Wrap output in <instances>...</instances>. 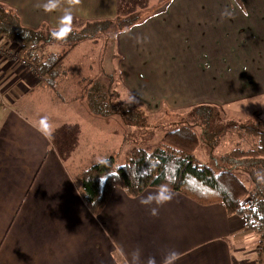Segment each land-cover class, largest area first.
<instances>
[{"label":"crops","instance_id":"1","mask_svg":"<svg viewBox=\"0 0 264 264\" xmlns=\"http://www.w3.org/2000/svg\"><path fill=\"white\" fill-rule=\"evenodd\" d=\"M33 1L37 10L46 9L42 0L29 3ZM11 2L0 0L33 30L73 29L75 24L115 21L122 16L118 0L115 17L102 15L94 20L78 15L82 11L56 7L57 0L51 4L55 14L27 19ZM155 3L142 9H147L146 13L131 14L138 16L137 25L116 40L123 86L143 117L144 112L150 119L165 111L188 116L197 108L220 114L223 107L264 97V0H240L237 6L232 0ZM109 37L102 33L80 42L56 74L57 102L88 124L101 118L117 121L122 115L97 116L88 106L90 112L85 116L81 106L88 100L79 94L75 99L66 98L67 102L62 100L64 83L70 81L66 71L69 68L88 77L85 72L101 73L103 68H111L117 57L106 43ZM104 39L105 48L100 42ZM1 45L19 48L4 37H0ZM249 46L256 48V60L242 50ZM45 50L56 60L65 47L48 44ZM39 82L37 74L0 56V264H148L149 259L165 264L172 251L178 253L173 264L264 261V251L258 249L256 235L246 231V221L229 216L221 203L204 206L166 190L149 189L132 196L115 189L104 211L93 215L83 200L78 179L82 171L117 152L115 145L120 149L127 139H117L116 143L113 131H105L101 134L104 140L96 134L98 142L75 140L70 165L61 156L60 138L57 144L54 135L33 125V121L50 117L37 113L35 107L44 104L33 100L36 91L47 87ZM78 130L77 134L86 138L81 127ZM100 142L102 148H98ZM150 197L149 203L141 202Z\"/></svg>","mask_w":264,"mask_h":264},{"label":"trees","instance_id":"2","mask_svg":"<svg viewBox=\"0 0 264 264\" xmlns=\"http://www.w3.org/2000/svg\"><path fill=\"white\" fill-rule=\"evenodd\" d=\"M160 1L166 5L173 0ZM136 18L137 15H131L120 16L115 21L88 22L79 30H49L45 27L33 30L22 24L15 10L0 4V37L18 44L21 57L33 65L40 77L39 83H45L50 90L56 92L58 67L73 48L80 42L102 33L109 35L112 41L117 40L121 32L137 25ZM48 44H59L68 47V50H64L59 59L55 60L45 50ZM108 60L110 61L109 57ZM101 75L102 78L94 81L86 90L85 96L88 98L90 110L101 117L121 114L131 124L130 119L134 120V109L113 102L116 71L103 68ZM190 114L196 117L188 124L186 117L181 118L180 122L184 124L181 123L180 127L168 131L156 147L135 148L129 151L124 165L118 164L120 154L114 153L84 170L80 178L83 200L94 215L104 211L115 189H122L132 196L142 195L149 189L166 190L182 194L204 206L221 203L226 207L229 216H241L246 221L247 232L260 236L258 249L264 251L262 188L258 186L249 190L238 175L227 171L217 173L199 161L196 152L201 140L194 131L193 122H214L220 114L219 111L209 108H197ZM200 115L206 119H202ZM261 126L264 128V122ZM250 130L252 129H248ZM253 131L248 134L258 141L256 149H235L221 158L222 161H246L247 173L253 170V166L250 167L248 163L254 165L257 162L256 168L264 169V131ZM259 262L264 264L262 260Z\"/></svg>","mask_w":264,"mask_h":264},{"label":"rangeland","instance_id":"3","mask_svg":"<svg viewBox=\"0 0 264 264\" xmlns=\"http://www.w3.org/2000/svg\"><path fill=\"white\" fill-rule=\"evenodd\" d=\"M11 2L14 7L17 6L18 11L22 13L27 19L32 16L39 14L41 17H50L52 14L56 13V10H53V7L51 4H55V0H42V5L45 7L48 6L46 9L37 10L36 7H34L37 3L35 1L32 2V4L29 3V0H2V2ZM58 4L56 5L59 7H70L74 13H77V11H82V13H79L78 15L82 17H85L88 19H99L102 15H105L106 17L113 18L116 15V0H57ZM159 0H118V7H119V15L125 16L127 14H134V12H147L142 11L143 8H150L154 6ZM236 6L239 4L240 0H232ZM7 6V5H6ZM23 6L25 8H23ZM54 6V5H53ZM81 6V7H80ZM235 12H238L237 10ZM51 13L50 15H48ZM26 19V20H27ZM75 24L74 29L79 30V27H83L85 24L82 25V23L79 25ZM82 25V26H81ZM80 28V29H81ZM50 30V29H49ZM55 30V29H53ZM122 34V32L119 34V36ZM119 38V37H118ZM102 47L105 48V39L101 40ZM106 43H110V46L116 55L117 59L110 65L112 70L116 71V84L114 85V98L113 102L114 104H121L124 106L127 105L128 107H131L134 109V120H131V124H129L124 117L117 116V121H107V120H101L97 119V123L94 124H88L85 122V119L78 118L73 116L72 110H69L67 106L62 104L61 102H57L56 93L55 91L50 90L47 87H40L39 90L36 91V94L34 95L35 99H33L38 104L40 101L44 103L41 107V105L35 106L37 108V113L45 112L46 114H49L50 117L42 118L41 122L33 121V125L35 124L39 125L41 127V130L45 134H49L50 136L54 135V139L58 143V139L60 138L61 144L63 145L61 156L65 158L66 162H69L71 160L72 154H74V148H75V140L78 141L80 139L87 140L90 139L92 142L94 140L97 141V136L101 137V134L105 131H113V140L117 143V139L119 142H122V139L125 137L127 140H123L122 147L119 149V146L115 145L113 149H115L117 152L114 153H120V156L118 158V164L124 165L126 154L131 151L132 149L138 148V149H144L148 147H156L163 139L165 134L173 129H176L180 127V124H184L181 121V118L186 117L187 124L191 119H194L196 116L193 114H190L191 111H189L184 116L182 114H174L175 112H161L160 117H154L150 118L145 114V118L143 117V114L141 111L137 110V106L132 100V98L127 94L125 86H123L122 83V75L119 70V62L121 60L120 55L117 54L116 50V40L112 41V38L109 37V39L106 41ZM4 45H1L0 47H3ZM109 46V48H110ZM10 49V48H9ZM13 49V48H12ZM20 48L17 47L16 50L13 49L12 55L10 57L3 56L7 60L11 61L13 64H18L14 61L15 58L21 57V53L19 51ZM101 49V48H100ZM98 47V50H100ZM65 50H68V47L65 48ZM242 50L245 52L247 56L250 57L251 60H256L257 58V50L254 46H249L243 48ZM118 64V68L116 65ZM20 65V63H19ZM116 68H115V67ZM195 65H193L191 68H194ZM71 69L67 68V76L70 78V81L68 79L64 83V89L66 90L65 95H61L62 100L67 102L68 98L75 99L76 94H79L81 96L86 95V90L88 86L91 84H94V81L96 78L101 77V73H99V70L95 71L94 73H88V77H85V74H79V72H73ZM83 73V72H82ZM36 74V73H33ZM72 78L75 80L72 81ZM74 86V88L71 87ZM57 90V89H56ZM61 90H59V93ZM69 93V94H68ZM73 93V94H72ZM74 95V96H73ZM67 98V100H66ZM80 99V98H79ZM86 100L88 98L85 96ZM38 100H40L38 102ZM28 102V100H27ZM35 103V104H37ZM73 103V102H72ZM40 106V107H39ZM81 106V104H80ZM83 114L85 116H88L89 104H86V102L83 100L82 106ZM85 108H84V107ZM224 110L220 111V115L216 116L214 119V122L211 121H199L196 120L194 123V131L200 136L201 145L199 149L196 152V156L199 159V161L203 165H207L211 168H213L217 173L222 172H231L236 175H238L241 180L244 182V184L247 186L249 190H254L258 186L262 188V197L264 198V169L262 168H256L257 162L254 165L249 166L253 168L252 171H249L247 173V166L246 161L245 162H225L222 161L221 158H223L225 155L230 154L235 149H240L243 151L248 150H254L258 146V141L253 137L250 136L252 130L253 133L255 132H263L264 128L261 126V123L264 121V97L260 98L258 100H251L249 102H245L242 104H232L226 107H223ZM190 114V115H189ZM242 115V116H241ZM202 119L204 118L203 115H200ZM241 116V117H239ZM100 118V117H98ZM189 118V119H188ZM191 118V119H190ZM47 121V122H46ZM70 125L64 126L63 123H69ZM136 122H138V126H136ZM47 123V125H46ZM176 123V124H173ZM77 127L74 128V125ZM81 132L84 134L86 138H82L79 132L78 128ZM252 129L248 131V129ZM138 129V130H137ZM82 134V135H83ZM97 134V136H96ZM64 135H67L64 137ZM112 136V135H111ZM68 139V140H67ZM102 140H104V137H101ZM67 140V141H66ZM81 140V141H82ZM70 141V142H68ZM80 141V142H81ZM98 142V141H97ZM54 144V143H53ZM80 144V143H79ZM102 144L100 142L98 148H102ZM69 145V147H67ZM95 145V144H94ZM55 146V145H54ZM79 146V145H78ZM107 148V147H106ZM99 160V158L97 159ZM246 166V167H245ZM88 169V168H87ZM85 169V170H87ZM83 172V171H82ZM79 175V174H78ZM77 175V177H78ZM76 177V178H77ZM81 176L78 179V182L80 184ZM78 187V186H76ZM87 205V204H86ZM89 208V207H88ZM92 213V212H91ZM93 214V213H92ZM94 215V214H93ZM257 238V245L259 244L260 236L256 235L254 236ZM264 258V257H263ZM262 263L264 261L262 260Z\"/></svg>","mask_w":264,"mask_h":264},{"label":"built area","instance_id":"4","mask_svg":"<svg viewBox=\"0 0 264 264\" xmlns=\"http://www.w3.org/2000/svg\"><path fill=\"white\" fill-rule=\"evenodd\" d=\"M12 53H14L13 49H9L6 46L0 47V56L10 57ZM14 61L18 64L20 63L21 66L26 67L30 72L36 73L33 65H31L28 61H25L22 57H17Z\"/></svg>","mask_w":264,"mask_h":264},{"label":"clouds","instance_id":"5","mask_svg":"<svg viewBox=\"0 0 264 264\" xmlns=\"http://www.w3.org/2000/svg\"><path fill=\"white\" fill-rule=\"evenodd\" d=\"M46 8L48 7L47 5L45 6ZM151 200V197L149 198L148 201H141L142 203H149ZM153 214H155V209H153ZM139 257V250H137L135 258L138 259ZM178 258V253L175 251H172L169 253V255L165 258V264H173L174 260ZM148 264H155L154 260L149 259Z\"/></svg>","mask_w":264,"mask_h":264}]
</instances>
